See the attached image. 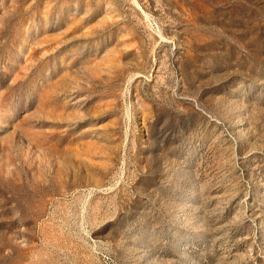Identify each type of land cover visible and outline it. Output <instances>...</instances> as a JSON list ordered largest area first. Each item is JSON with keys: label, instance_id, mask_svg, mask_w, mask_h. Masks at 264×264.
I'll list each match as a JSON object with an SVG mask.
<instances>
[{"label": "rangeland", "instance_id": "374dc122", "mask_svg": "<svg viewBox=\"0 0 264 264\" xmlns=\"http://www.w3.org/2000/svg\"><path fill=\"white\" fill-rule=\"evenodd\" d=\"M0 264H264V0H0Z\"/></svg>", "mask_w": 264, "mask_h": 264}]
</instances>
